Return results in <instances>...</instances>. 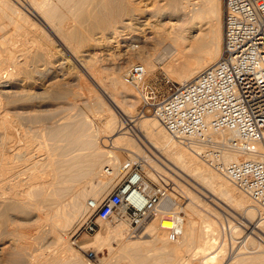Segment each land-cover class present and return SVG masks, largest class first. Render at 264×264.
<instances>
[{"label": "bare ground", "instance_id": "bare-ground-1", "mask_svg": "<svg viewBox=\"0 0 264 264\" xmlns=\"http://www.w3.org/2000/svg\"><path fill=\"white\" fill-rule=\"evenodd\" d=\"M14 1L26 11L11 0H0V20L5 19L0 22V31L15 24L19 27L14 29V35L21 36L25 23L33 26L35 35L31 41V33V43L25 41L24 36L30 33L23 26L27 33L21 36L20 44L0 36V264H86L68 240L60 236L57 227L63 229L82 210L87 192L75 182L99 177L93 191L97 192L95 200H100L99 195L113 178L123 174L121 164L127 161L121 162L124 158L120 148L133 152L135 148L138 152L142 146L141 141L128 135L133 127L143 141L147 138L164 153L180 176L181 172L187 174L199 185L208 186L213 196L224 197L240 207L249 217V223L244 222L248 233L258 234L262 241L253 240L251 235L248 240L264 252V209L208 166L195 149L169 133L158 118L138 119L132 108L140 95L122 76L134 59H140L147 72L155 68L148 50L150 44L162 45L165 52H170L169 73L178 83L191 81L215 64L223 51L221 0H163L147 15L138 12V7L132 5L134 0ZM67 17L78 25H68ZM19 20H23L21 25ZM87 110L98 117L102 113L105 128L94 129ZM118 113L127 116L131 126L125 129ZM102 136L106 138L101 139ZM214 136L230 139L234 135L225 131ZM257 148L260 153L234 152L226 157L261 158L264 139ZM131 159H135L133 154ZM156 172L160 173L152 171L149 175L154 177ZM167 198L162 201L163 207ZM111 221L113 225L109 224ZM196 222H185L176 240H171L156 222L144 228L149 239L131 240L124 238L130 230L129 223L113 217L98 231L93 245L107 242L109 237L116 240L110 257L102 264H180L183 253L192 249L203 254L204 264L221 263L218 259L225 247L217 246L220 222L212 218L205 219L203 226ZM34 229L36 232L31 234ZM211 230L216 232L212 236ZM29 236L32 242L28 241ZM39 241L41 247L33 248ZM53 242L56 248L48 250ZM246 259L243 256L238 262L230 260L224 264H257Z\"/></svg>", "mask_w": 264, "mask_h": 264}, {"label": "built area", "instance_id": "built-area-1", "mask_svg": "<svg viewBox=\"0 0 264 264\" xmlns=\"http://www.w3.org/2000/svg\"><path fill=\"white\" fill-rule=\"evenodd\" d=\"M223 22L220 59L191 81L174 84L161 101H156V95L145 97L141 114L151 107L169 133L264 209V149L261 158L226 157L234 152L260 153L257 145L264 139V0H224ZM146 73L144 65L135 64L125 76L138 85ZM225 131L234 136L215 138L214 134ZM157 177L149 181L141 162L127 161L122 180L102 199L87 202L88 215L75 233H93L99 220L118 217L132 231L156 222L176 240L185 216L181 210L162 206L173 186L165 175ZM175 201L179 207V199ZM86 253L94 258L92 250Z\"/></svg>", "mask_w": 264, "mask_h": 264}, {"label": "rangeland", "instance_id": "rangeland-1", "mask_svg": "<svg viewBox=\"0 0 264 264\" xmlns=\"http://www.w3.org/2000/svg\"><path fill=\"white\" fill-rule=\"evenodd\" d=\"M11 1L12 2H15L14 0H11ZM54 1H57L59 3V0H54ZM162 1L163 0H134V1H132V5H135L136 7H138V12H142V13H144V14L147 15L148 12L150 10H152L151 9L152 7H154L156 4L158 5L159 3L162 4L163 3ZM15 3L20 8H23V10H24V7L22 5H20L17 2H15ZM157 5H156V7H157ZM220 5H221L220 6V10H221V18H222V19L220 18L221 19L220 25H221V28H223L222 29L223 30L222 32H223V39H224V23H223L224 0H221ZM24 11H26V10H24ZM145 16H143V18H145ZM67 18H65V20L67 21L68 25L69 24H71V25L72 24H76L75 21L74 22H71V19L70 18H68V19H70V22H69V20ZM4 21H5V19H2L1 18L0 22L4 23ZM19 21H20V23H19ZM19 21H18V25H21V23H23L21 21H23V20H19ZM24 24L25 23L22 24V28L21 29L23 31V34H21V36L23 37V35H25V33H27V31H28L27 29H29V33L30 34L28 33L29 34L28 36L25 35L23 39L25 41L31 43L30 42L31 35L33 34L32 35V39H31V41H32L33 38H34V35H35L34 34L35 33V30H34L33 26L31 27L29 24H28L29 26L27 24L26 25H24ZM76 25H78V24H76ZM23 26H25V29L28 27L26 29L27 31H25V29H24ZM4 27L7 28V31H5L6 28H4L2 30V32L0 31V36H2L3 38H5V37H8L9 38L10 37V39L12 40V42L16 41V42H18V44H20L22 37L17 33L18 34L17 36H20V37H18L19 38L18 39L17 36H15L16 33H15V30H14L15 28H17L19 26L15 27V24H13L11 26L9 25V27L7 25L4 26ZM12 30H14V31H12ZM32 30L34 31V33H33ZM9 31L10 32L12 31L13 33H10ZM4 32L6 33V35H4ZM85 32H88V31L85 30ZM16 38L18 40H20V41H18ZM223 39H222V47H223ZM136 44H135V46H137ZM150 45H149L148 48H150V47L151 48L148 49V50H150L151 56L153 58V63L155 64V68L148 69V70H151V71H149V72L146 73L145 78L142 81H140V83L138 85H134V84L128 82L126 80V76L125 75H126L127 70L132 65H135V64H142V65H144L143 62L140 59H134V62L132 64H129L128 67H126V69H124L125 72L124 71L122 72V76H123L124 81L128 85H130V87H132V90H135V92L138 95H140L139 96V100L140 101L138 100L139 103L137 102L134 105L135 108L134 107L132 108V111L135 112L134 114L137 116L138 119H140L141 116H151V117H155L153 115V109L151 107H145V114H141V108L145 104V97H148L149 98L152 95H156V101H161L163 98H165L167 95L170 94V92H171V89L170 88L173 87L174 84H179L173 78V76L170 75L171 73H169V64H170V59H171V56L169 55L170 52L169 51L168 52L166 51L167 52L166 53L165 50H164V46H162V45H159V44H150ZM163 52L165 53L166 56H164V53ZM161 54H162L163 57L161 56ZM118 115H119L118 116V119L121 120V122L126 125L125 129H127L129 126H131V124H128V122H127V119H128L127 116H125V115H123L121 113H118ZM87 116H88V119L91 121L92 127H94V129L96 127H97V129H99V128L100 129L105 128L104 127V122H103L105 116L102 115V113L101 114L99 113V117H98V114H97V116L96 115H93L92 113H90L87 110ZM128 132H129L128 135L136 138V140L138 142H140V141L142 142L141 150L142 149L143 150L142 151L141 150L139 151L137 149L138 150V152H137L136 149L134 148V152H137V154H136V153L133 152V150L132 151H129V150L120 148V150H121V151H119V153L121 154L120 156H122L125 159V160L124 159H121V160H123L121 162L129 161V160L132 161V162H141L142 165H143L144 175H145V177L149 181H156L157 178H158V177H155L158 174L157 172L154 174V177L153 176L151 177V175H149L150 172H152V171H153V173L155 171H158V172L160 171L161 174L169 177L168 179H170L169 181H170L171 185L174 186L173 189L176 190V191L172 190L170 192V197H168L167 200L164 203V207L166 209H172V207H173V211H176V209L177 210H181L184 213L185 222H187V223L189 221H191V220H195V221H198V222H196L197 225H199V223L201 222L200 224L203 226V225L206 224V222L204 223V221H205V219L207 220V218L208 219L209 218L215 219L218 223L220 222L219 224L217 223L218 224V229L221 230V231H219V233L221 232V234H220L221 236L218 235L217 241L219 243L217 244V246H219L220 248H222V246H223L225 248H222V254H221V257H219L218 261H221L222 264H224L225 262H228L229 263L230 260L231 261L238 262V261H240L241 258H243V256H246L249 261L256 262L257 264H264V257H262V255L264 254V252L262 251V249H256V247H255L256 243L255 244L254 243L251 244L250 243L251 240H248V239L250 237L249 235H251L252 238H253V240L255 239V241H257V240L258 241H262V240L260 239V237H259L258 234L255 235V234H252L251 232H249L250 234L248 233V229L246 228L245 223L246 224L249 223V221H248V218L249 217L248 218L246 217L245 213L243 212L242 209H240V207L234 206L233 203H230L228 200L225 201V198L224 197L222 198L221 196H218V195L213 196L210 193V191H209L210 188L208 186L203 185L201 182L200 183L204 187L201 186V185H199L197 182H194L192 178L190 179V176H188L187 174L184 175L183 172H181L178 168H176L178 171H180L182 173V176H180L173 169V167L175 168V166L173 164H171V162H169L167 160V157L164 155V153H161L160 150L158 151V149H156L155 146H153L151 143L147 142V140H146L147 138L146 139L144 138V141H143L142 140V136L140 135V133L134 127L131 130L129 129ZM103 134H107V133L106 132H102V135ZM104 138H106V137L105 136H102L101 137V139H104ZM176 139H178V138H176ZM113 143H114L113 147H115L117 144L115 142H113ZM117 149H119V148H117ZM139 152H140V154H139ZM131 154H133L135 156V159L134 160L131 159ZM143 155H147L149 158L147 157V159H144L145 157ZM160 156H162V157H160ZM148 159H152L151 161H153V165H151L152 163L150 164L151 161L148 160ZM147 160L150 161V162H148ZM154 162L155 163L157 162L156 164H158L159 166L161 165V166L159 167L156 164L154 166ZM105 165L103 164V166H105ZM121 165L123 166L124 164H121ZM156 166L159 167V168L157 167L158 170H157ZM154 167L156 169H154ZM107 168H108V166H106V168H104V169L106 170ZM148 168H150L151 171L150 170H147ZM160 168H162L163 170L160 169ZM105 170L102 171V174H104L103 172H105L104 178H106L105 175L107 174V172ZM165 172H166V174H165ZM169 173L172 174V175L169 176ZM122 178H123V174L120 175V176H117V177L113 178V180H112L113 182L111 181L110 182V185H108V187L106 188V191H105L106 193L105 192H102L99 195V198L102 199L103 197H105L113 189V187L122 180ZM98 179L100 180L99 177L93 178V179L88 180V181L83 179L82 181L79 180V181L75 182L76 184L73 183V185L75 184V185H79V186L81 184V187H80L81 190H85V192H87L86 198H85V200L83 202L84 204H83L82 210L80 211V213L78 212L77 213L78 215L76 214L77 217L75 216L74 218H72L71 219V222H69L67 225H65V227L62 226L61 228H63V229H60V226L57 227V232L60 234V236L68 240V243L71 246V248L74 251H76L77 256H79L80 258H82L85 261L86 264H102L104 261H106L110 257V252L109 251H111V247H115V245H116V240L114 239V237L113 238H110L109 237V239H106L107 242L100 241L97 246H94L93 245V242L96 240V238H95L96 234L98 233V231L100 229H104L105 228V225H106L107 221L109 222L110 219H108L107 221L106 220H104V221L103 220H99L98 227H97L96 231L93 232V233H88V232H86L84 230L81 231L80 233H75V231L77 230V228L86 219V217L88 215L87 214V208H86L87 207V202L90 199H95V194L97 192L96 191H93V190H94V186L96 184L98 185V183L100 182ZM175 179H177V181ZM90 181H91V183L93 182L92 183L93 184L92 185L93 187H91ZM97 181H98V183H97ZM89 183H90V185H88ZM181 185L184 186V187H182ZM80 188H78V189H80ZM91 188H93V189H91ZM235 188L237 190L239 189L238 187H235ZM88 191H90V192H88ZM238 191L241 192L240 189ZM195 194H198V195H196L198 197V199L195 196ZM208 197H211V198H214L215 197L214 198L215 200L212 201ZM175 199H179V202H180L179 207L177 205L178 202L175 201ZM214 201H215V203H214ZM209 205L212 206V207H210ZM231 205H233V206H231ZM234 207H236L237 209L234 208ZM192 208L194 210H196V212L193 211ZM215 210H217V211H215ZM196 213H198V214H196ZM258 216H260V214ZM111 220H112V218H111ZM114 220H116V219H114ZM112 222L113 221H111L109 224L110 225H113ZM230 222L233 223V224H231ZM228 224L231 225V226H229ZM201 225H199V226H201ZM142 230L144 231L143 233H142ZM35 232H36V230L34 229V231H32L31 234H33ZM237 232H239V234H237ZM215 233L216 232H214L213 230H211L210 236H212ZM29 238H28V241H31L32 242L33 241V238H31V236H29ZM124 238L131 239V240L133 238H134L133 240H136V239L137 240H140L142 238L141 240H143V239H149V234L147 232H145L144 228H140V229H137L135 231H132V229L130 227V230H128L127 232H125ZM109 240H110V242H109ZM225 240H228V242L225 241ZM247 240H248V242H247ZM40 243H42V242L39 241L38 243H34L33 244V248L34 247L35 248H40L41 245H42V244L40 245ZM243 244L246 245V246H244ZM241 247H243V248H241ZM55 248H56V243L53 242V243H50V245L48 247V250H54ZM109 248H110V250H109ZM87 250H92L94 252V258H90L87 255V253H86ZM218 250H219V248H218ZM241 250H243V252ZM260 254H261V256H260ZM209 255H210V253H209ZM252 255H253V257H252ZM202 256H203V254L202 255L201 254H198L193 249L192 250H189V251H186V252L183 253V257L181 258V260H183V259L184 260H183V262L180 260V264H181V262H182V264H184V263L185 264H204V258ZM239 256H240V258H239ZM189 257H190V260H189ZM220 258H223V259L221 260ZM250 259H252V260H250ZM260 262H262V263H260ZM221 263H218L217 262V264H221Z\"/></svg>", "mask_w": 264, "mask_h": 264}]
</instances>
